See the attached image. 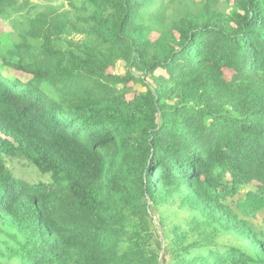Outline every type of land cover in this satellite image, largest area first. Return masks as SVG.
I'll return each instance as SVG.
<instances>
[{
	"label": "trees",
	"instance_id": "16d2710c",
	"mask_svg": "<svg viewBox=\"0 0 264 264\" xmlns=\"http://www.w3.org/2000/svg\"><path fill=\"white\" fill-rule=\"evenodd\" d=\"M0 16L17 35L1 67L28 77L0 67V264H264V0H0Z\"/></svg>",
	"mask_w": 264,
	"mask_h": 264
},
{
	"label": "rangeland",
	"instance_id": "374dc122",
	"mask_svg": "<svg viewBox=\"0 0 264 264\" xmlns=\"http://www.w3.org/2000/svg\"><path fill=\"white\" fill-rule=\"evenodd\" d=\"M33 3L42 4V0H30ZM17 41V35L15 30L13 29L12 25L10 24V20H6L5 18L0 16V46H11L13 42ZM1 67V64H0ZM1 70L8 74L9 76H16L21 80H27V76H23L20 74H17L16 71L12 70L11 68H8L7 66H2ZM126 70L125 63L118 62L116 66L114 67V70H109L110 72H115L118 74H123ZM225 77L229 79L230 72L225 71ZM148 84H152V81L147 79ZM129 85L132 86L133 92H146V87L141 86L139 83H136L133 85L130 83ZM7 166L10 169V171L20 179H25L31 184L34 183H47L49 181V178L46 174L41 173L35 165H33L30 161L24 160L21 158H12L7 159ZM154 233L159 236L160 239H162V235L164 234V230L160 228V226L157 225V221L155 220L156 215H154ZM264 217V213L257 214V216L254 218V221L261 222L262 218Z\"/></svg>",
	"mask_w": 264,
	"mask_h": 264
}]
</instances>
